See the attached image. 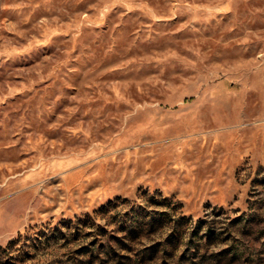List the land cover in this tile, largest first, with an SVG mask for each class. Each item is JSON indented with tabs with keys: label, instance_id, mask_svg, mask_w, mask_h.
Listing matches in <instances>:
<instances>
[{
	"label": "rangeland",
	"instance_id": "obj_1",
	"mask_svg": "<svg viewBox=\"0 0 264 264\" xmlns=\"http://www.w3.org/2000/svg\"><path fill=\"white\" fill-rule=\"evenodd\" d=\"M0 264H264V0H0Z\"/></svg>",
	"mask_w": 264,
	"mask_h": 264
}]
</instances>
